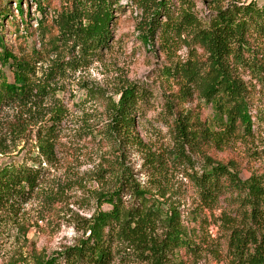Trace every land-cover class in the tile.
Instances as JSON below:
<instances>
[{"label": "trees", "instance_id": "16d2710c", "mask_svg": "<svg viewBox=\"0 0 264 264\" xmlns=\"http://www.w3.org/2000/svg\"><path fill=\"white\" fill-rule=\"evenodd\" d=\"M22 1L15 2L20 16L18 29L23 27L26 41L34 35L43 48L36 51L33 44L12 51L0 34V112L6 105L45 97L48 82L68 70L83 68L91 57L107 50L114 13L123 8L124 1L134 6L141 15L136 26L138 40L149 50L158 43L170 60L163 77L174 89V99L165 100L166 116L172 118L167 124L172 145L155 151L142 141L137 123L152 94L138 85L121 88L106 98L104 139L120 153L127 148L142 152L148 171L160 180L172 168H189L187 177L199 210H213L221 199L228 203L229 213L224 212L219 219L225 264H264V178L253 174L241 180L233 163L225 164L208 155L235 139L252 137L255 127L264 125V3L233 2L218 7L204 25L191 12L176 15L171 0H64L50 19L41 0H27L36 4L39 14L33 30V20H23ZM5 10L0 9V29ZM178 45L187 49L184 61L174 59V46ZM45 55H55L58 60L44 80H38L36 64ZM5 67L11 82L2 70ZM192 99L210 107V120L202 121L198 115L182 111L181 105ZM65 116L61 107L54 109L49 122L36 132V167L23 164L0 168V208L10 202L25 203L32 197L43 179L40 159L51 166L56 161L55 142ZM193 156L203 160L199 172H193ZM113 182L111 192L97 196L109 210H99L87 220L88 235L37 264H57L60 258L66 264H109L112 254L142 264H182L183 255L199 254L201 248L190 237L177 209L165 210L123 168ZM126 191L132 195V204L122 197Z\"/></svg>", "mask_w": 264, "mask_h": 264}, {"label": "rangeland", "instance_id": "374dc122", "mask_svg": "<svg viewBox=\"0 0 264 264\" xmlns=\"http://www.w3.org/2000/svg\"><path fill=\"white\" fill-rule=\"evenodd\" d=\"M41 1L50 19L64 0ZM15 2L17 0H0V9L5 8L7 13L0 29L5 45L17 51L24 45L32 47L34 44L36 51L41 52L43 47L34 35L26 41L23 27L18 29L20 16ZM233 2L239 5L255 2L261 6L264 0H171V10L176 15L191 12L206 25L216 8ZM122 7L114 13L107 50L91 57L83 68L68 70L64 76L48 82L45 97L12 103L0 112V168L23 164L36 167L39 158L36 132L49 122L54 109L61 107L66 114L55 142L56 161L51 166L40 159L43 179L32 197L25 203L10 202L0 208V264H37L41 259L47 260L77 245L88 235L85 232L87 220L99 210H109L107 204L97 201V196L112 191L113 177L122 168L165 210L172 207L181 214L190 237L201 248L195 257L183 255L182 264H225V241L219 219L224 212L229 213L228 203L221 199L215 209L199 210V201L187 177L191 172L189 168L168 169L160 180L148 171L142 152L127 148L120 153L104 139L106 98L121 88L138 85L152 94L137 123L142 141L155 151L172 145L167 128L172 118L166 116L165 100L174 99L171 94L174 89L163 77L170 60L159 50L158 43L152 50L140 43L136 30L141 21L140 12L125 1ZM22 8L24 22L30 17L34 30L39 16L36 4L23 0ZM173 51L174 59L184 61L188 57L185 47L174 46ZM56 60L55 55H45L36 64V78L44 80ZM2 70L11 82L9 69ZM261 102L264 110V96ZM181 108L198 115L202 121L212 117L210 107L197 99ZM208 155L225 164L233 163L241 180L253 174L264 178V125L259 129L255 127L252 137L235 139L222 150H210ZM192 160L193 172H199L203 160L199 156H193ZM131 196L126 191L122 197L132 204ZM203 240L206 245L201 243ZM112 255L109 264H142L131 257ZM57 264L66 262L60 258Z\"/></svg>", "mask_w": 264, "mask_h": 264}]
</instances>
